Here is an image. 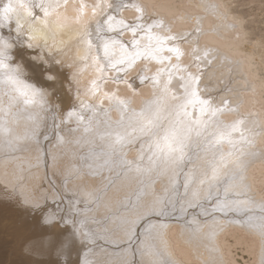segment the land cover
I'll use <instances>...</instances> for the list:
<instances>
[{
    "label": "bare ground",
    "instance_id": "1",
    "mask_svg": "<svg viewBox=\"0 0 264 264\" xmlns=\"http://www.w3.org/2000/svg\"><path fill=\"white\" fill-rule=\"evenodd\" d=\"M7 2L0 0V8ZM44 2L59 7L47 17L38 8L35 19L22 14L19 32L15 15L0 28L12 44L8 74L20 81L5 83L0 69V125L10 129L0 134V264H264V234L243 223L261 225L264 217V79L252 78L246 65L248 58L264 63L259 44H249L237 29L239 18L227 12L228 0ZM109 14L126 22L163 21L154 33L175 36L167 46L183 53L172 63L199 76L201 97L220 109L207 118L205 137L194 138L171 170H136L148 166L155 148L134 128L164 86L141 83L140 76H154L162 66L138 63L123 80L101 71L95 28ZM118 38L128 41L131 33ZM173 92L179 94L177 79L169 97ZM116 133L124 139L113 151ZM220 156L228 165L208 196L209 165ZM186 177L203 193L196 202L185 195ZM226 183L234 185L228 206L218 207ZM67 211L73 218L65 220ZM49 217L55 219L46 223ZM221 218L229 219L224 226Z\"/></svg>",
    "mask_w": 264,
    "mask_h": 264
},
{
    "label": "snow or ice",
    "instance_id": "2",
    "mask_svg": "<svg viewBox=\"0 0 264 264\" xmlns=\"http://www.w3.org/2000/svg\"><path fill=\"white\" fill-rule=\"evenodd\" d=\"M56 7H59L58 2L53 4L40 0L39 3L33 4L31 0H16V2L8 0L3 8H0V28L10 25L13 15H15L16 29L19 32L21 30L20 16L22 14L35 19L32 9L38 8L47 17L49 9ZM110 7L112 6L110 5ZM120 7L122 5H115L117 9ZM137 11L142 12V9L137 8ZM162 26L163 21L147 23L144 22L142 16L138 17V22H126L123 19H118L115 15L109 14L103 23L97 22L95 28V46L97 49L95 59L98 64H102L101 71L115 72L117 74L115 78L123 80L124 76L134 70L138 63L151 61L162 66L157 69L154 76H140L141 83L151 80L154 86L156 84H163L164 86L159 96L146 103L140 113L142 119L137 121L138 126L134 128V131L144 134L152 142L150 151L153 147L155 148L152 155L148 157V166L142 168L138 165L136 168L138 172L166 171L178 167L183 162L186 149L193 139L195 138L198 141L205 137V133L212 123L207 118H215L217 112L220 111L219 108L212 107L210 100L201 97L199 76L192 74L187 69H181L179 63H172L173 58L178 62L183 53L179 47L167 46L169 42L176 40L175 36H161L154 33L155 28ZM125 31L131 33V39L128 41L118 38ZM141 33L144 34L143 37H141ZM85 35L88 37V46L92 47L94 43L91 39L92 33L87 32ZM145 39L147 43H144ZM11 48L12 44L9 39L0 36V69L5 70L6 80L4 82L19 84L20 81L8 74L14 70L9 69L8 64L5 63L6 60L10 59L9 50ZM165 53H168V55H165ZM177 72H183L184 74L175 76L174 74ZM165 74H167L166 81L163 80ZM52 78L49 77V79ZM173 79L179 81V94L173 92L169 97V85H171ZM128 87L131 88L132 84L128 83ZM169 99L173 103L170 104ZM115 103L121 109L127 105L126 101L115 100ZM242 122L240 121V123ZM84 131L88 132L90 128L85 127ZM9 132V128L0 125V134ZM105 135L111 136L112 133L108 132ZM101 138L103 139V136ZM123 139L124 137L120 133H116V139L109 147L115 151V145L122 143ZM207 142H213L211 137L207 138ZM140 159L143 160V157L141 156ZM227 165L228 161L224 156H220L219 160L213 159L210 162L211 177L208 178V196L212 195V181H219L221 169L226 168ZM205 176L207 177V173H205ZM194 183V178H185V195L190 194V203L198 201L203 195L199 187H191ZM204 183L205 179L199 180L200 185ZM233 186L231 183H226L224 188L225 199L220 200L217 197L218 207L228 206L226 197ZM260 209L264 213V204L260 205ZM54 219V217H49L46 218L45 222L50 223ZM260 229L264 234V217H262Z\"/></svg>",
    "mask_w": 264,
    "mask_h": 264
},
{
    "label": "rangeland",
    "instance_id": "3",
    "mask_svg": "<svg viewBox=\"0 0 264 264\" xmlns=\"http://www.w3.org/2000/svg\"><path fill=\"white\" fill-rule=\"evenodd\" d=\"M183 1H186L189 5L194 6L199 0ZM181 7L182 6H180V8ZM192 12H194L193 9ZM227 12L230 15L234 17L237 16L239 18V24L237 29L240 28V30H243L245 32L247 42L249 44H253L255 42L259 44V47L256 48L257 53L259 54L257 55L258 58L264 63V0H228ZM248 60H250V62H248L246 65L248 66V69L251 72V77L261 82L264 79V64L260 66L251 58H248ZM262 96L264 97V90L262 92ZM259 103L261 106H263L262 100L259 101ZM69 212L70 211H67V213L65 214V220L73 218L72 216L73 214H75V212ZM83 219L84 218H81L80 221ZM227 220L229 219L221 218L220 221L222 222H218V225L224 226ZM243 223L254 226L255 230H258V228H260V225L257 223H252L250 221H244ZM100 246H102L100 250L105 249L103 245L100 244ZM104 251L105 250H103L102 252Z\"/></svg>",
    "mask_w": 264,
    "mask_h": 264
}]
</instances>
